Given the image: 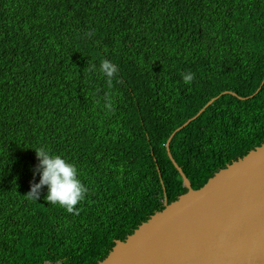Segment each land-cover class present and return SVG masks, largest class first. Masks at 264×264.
Returning a JSON list of instances; mask_svg holds the SVG:
<instances>
[{
    "label": "trees",
    "instance_id": "16d2710c",
    "mask_svg": "<svg viewBox=\"0 0 264 264\" xmlns=\"http://www.w3.org/2000/svg\"><path fill=\"white\" fill-rule=\"evenodd\" d=\"M263 79L264 0H0V264L102 260L186 191L165 142L209 99L168 145L191 188L264 142ZM41 145L78 214L25 195Z\"/></svg>",
    "mask_w": 264,
    "mask_h": 264
},
{
    "label": "water",
    "instance_id": "95a60500",
    "mask_svg": "<svg viewBox=\"0 0 264 264\" xmlns=\"http://www.w3.org/2000/svg\"><path fill=\"white\" fill-rule=\"evenodd\" d=\"M215 98L165 142L186 191L169 203L164 198L161 210L123 240H115L96 264H264V142L214 172L196 189L169 152L173 134Z\"/></svg>",
    "mask_w": 264,
    "mask_h": 264
},
{
    "label": "clouds",
    "instance_id": "9594fccd",
    "mask_svg": "<svg viewBox=\"0 0 264 264\" xmlns=\"http://www.w3.org/2000/svg\"><path fill=\"white\" fill-rule=\"evenodd\" d=\"M87 35V34H86ZM95 66H90L91 72ZM98 71L103 75L105 82L111 87L113 77L117 74V67L108 59L99 61ZM194 78L193 73L187 72L181 75L185 84ZM104 107L111 108V100L108 95L104 98ZM37 164L33 168V177L37 174L39 179L35 183L30 182V189L25 194L29 199L37 200L42 186H46L47 193L44 199L47 203L59 205L66 212L78 214L79 208L74 207L84 199L86 188L78 176L77 167L60 154H53L43 145L34 149Z\"/></svg>",
    "mask_w": 264,
    "mask_h": 264
}]
</instances>
